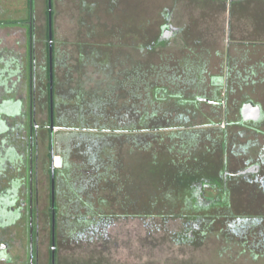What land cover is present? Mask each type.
I'll return each instance as SVG.
<instances>
[{"label": "flooded vegetation", "instance_id": "1", "mask_svg": "<svg viewBox=\"0 0 264 264\" xmlns=\"http://www.w3.org/2000/svg\"><path fill=\"white\" fill-rule=\"evenodd\" d=\"M184 1L173 0L172 7L178 10ZM188 1L203 7L216 4L223 8L228 4L235 7L231 15L221 21L229 23L228 37L241 40V56L244 57L249 48L259 50L260 46H264V41L259 42V39H264V15L253 19L255 24L249 30L248 22H241L246 12L241 10L239 13V9H248L251 3H257L256 8L262 7L260 3H264V0ZM119 2L28 0L30 18L28 31L23 33L22 39L28 36L26 48L29 61L24 60V50L21 48L20 54L11 59L10 64L8 61L7 65V68L14 66L16 69L12 72L7 68L3 70L8 74L5 84L10 82L19 91L29 89L30 96L24 98L19 93L16 99L0 101V264H126L115 258L120 253V247L119 241L113 239L114 222L120 215L113 214L108 219L103 215L105 210L115 209L122 211L124 218L139 216L149 221L146 223L148 232L145 239L135 240L137 249L128 251L131 261L127 264H209L212 255H195V251L212 242V235L219 239L222 252L239 250V254L247 252L249 256L227 257L220 253L210 264H235L238 260H244L240 262L244 264L249 259L264 263V106L246 101L248 98L242 93L245 87L264 86V59L261 57L260 63L251 66V70H239L235 67L237 63H230L228 55L224 79L215 74L207 81L200 69L196 71L198 79H195L192 73L197 68L194 67L196 60L193 64L177 63L173 65L175 70L169 72L168 66L163 64L160 81L150 82L147 77L128 79L127 75L135 73V66L132 68L127 62L122 64L125 65L123 68L105 62L108 58L102 60L101 57L122 54L126 45L122 42L126 41H130L129 46H135L131 48L137 52L135 54H163L178 35L185 33L195 38H201V35L195 28L199 21L192 19L196 25H189L188 28H184L185 23L178 26L182 19L177 17L175 20V11L169 7L161 8L160 15L156 17L160 20L156 24L149 15V19L144 17V22L138 26L135 19L139 15L141 0L131 2L130 13L133 16L130 13L128 16L121 15ZM68 3H73L79 12L81 29L77 33L78 40L86 39L82 44L81 40L74 44L76 51L80 50V60L70 67L66 64V43L57 40L60 8ZM143 4L147 5V0ZM42 6L46 8L44 24L43 19L37 17V9ZM153 9L150 8V12ZM99 11L104 16L100 17V22L91 25L93 15L99 14ZM207 17L213 20L212 15ZM38 24L43 28L38 29ZM219 29L223 30L222 27ZM186 30L190 32L186 33ZM247 39L254 42L247 43ZM40 43L44 48L42 60L46 61L45 67L40 66L42 71L38 78L37 51ZM90 54L94 59V71L100 73L94 75L98 79H77L75 73L86 70ZM95 58H99V61H95ZM218 65L215 66L218 68ZM25 68L28 69L26 72ZM259 69V74L251 73ZM59 70H63L62 79H59ZM219 71L222 68H218ZM186 72L190 73V78L184 76ZM101 73L108 79L102 80ZM234 93L240 95L241 100L245 99L241 105L238 104L239 107L231 104ZM57 95L58 98L62 97L63 102L59 100L56 119ZM137 98L138 101L150 100L149 105L153 107L156 104L161 106L160 119H166L167 124L170 118L184 124L201 115L209 119L221 116L227 129L223 131L212 123L206 125L209 129L205 130L201 128L203 126L198 129L175 127L179 131L176 134L177 138L180 137L178 142H181L184 134L193 140L191 145L181 142L180 146L185 151L187 146L197 149L192 152L194 157L189 159L190 162L175 165L177 174H169L170 178L164 176L161 182L163 189L164 186L173 185L170 189L142 190L150 188L151 177L136 185L132 179L120 178L116 174L117 165L111 168L102 159L96 161V157L90 158L92 155L86 160L89 167L86 165L77 170L79 173L73 172L68 156L70 140L66 142L64 133L55 136L54 130L67 128L72 130L70 134L75 135L79 132L92 135V132L99 130L119 132L133 128L136 131L144 125L141 123L143 119L149 121L160 115L157 110L150 112L149 108H146L145 115H138ZM170 98L173 102L169 108L167 102ZM165 102L167 107L163 111ZM249 102L261 109L256 121L246 120L242 114L243 106ZM186 106L192 107V110L185 112ZM202 107L209 110L204 112L205 115L201 112ZM76 110L78 116L74 120L72 115ZM68 119H72V124L79 121V127L64 125ZM100 122L110 123L111 127L100 129ZM161 125L166 126L165 123ZM212 126H215L214 130ZM231 126L240 131L236 135L230 134L228 129ZM161 129L164 131L166 128ZM216 131L222 132L220 141L214 139L213 133ZM255 138H261L262 142L257 143ZM240 140L244 143H239ZM221 144L223 148L217 150L215 146L221 147ZM43 146H48L45 154H41ZM200 147H205L213 161V154H217L219 165L210 164L208 169H203L204 166L197 159ZM253 149L254 156L248 155ZM42 165L47 166L46 177L40 176ZM124 183H128L132 190L120 189ZM136 186H139V191L135 190ZM61 208L64 210V223L60 222ZM69 211L72 215L79 214V218L72 223L68 222L72 217L66 219L71 215ZM171 221L180 223L178 231L167 234L162 240L153 239L158 232L170 233L164 228ZM166 245L189 248L191 254L170 251L168 256Z\"/></svg>", "mask_w": 264, "mask_h": 264}, {"label": "rangeland", "instance_id": "2", "mask_svg": "<svg viewBox=\"0 0 264 264\" xmlns=\"http://www.w3.org/2000/svg\"><path fill=\"white\" fill-rule=\"evenodd\" d=\"M132 1L133 0H120L119 8H120L121 15L123 14L124 16L129 15L131 8H132V3H131ZM144 1L145 0H141L142 4L139 5V15L135 19L138 22V26H141L140 23L144 22V17L149 19V15L152 16V20L154 21V24H156V22L160 20L159 18H156V17L160 15V12L162 11V9L165 7H169L170 10L175 11L174 12V15L176 16L175 20H177L178 18L182 19V22L177 23L178 26L182 23H185L186 21L188 22L193 21V20L199 21L195 28L197 29V32L200 31V35H201V38L199 36L200 46L201 45L203 46V44L207 46L206 44L210 41H208L209 39L206 37L209 35V38H211L210 34H212V51L211 50L209 51L207 47H203L200 50L199 48L188 50V48L183 47L182 43H178L175 40L166 49H164V52H162L163 54H155V53L153 54L152 52H148L146 54L140 55V54H135L137 52L131 49L132 47H135L134 45H131V46L128 45L130 41L122 42V43H126V45H124L125 47L122 51L123 52L122 54H117L111 57L102 56L101 58L102 60H105V58H108L105 62L115 63V64L122 66L123 68H125L124 67L125 65H122V64L123 63L127 64V62L130 61L129 59H131L132 64L131 65L127 64V65H130L132 68H134L135 66L136 71L135 73L133 72L127 75L126 78L128 79L134 80V79H139L140 77H147V80L150 82L160 81L161 79L160 75L162 71L160 68H163V64H166L168 66L167 72H169V71L175 70L173 68V65L177 63L185 64L186 62V63L193 64L194 60H196V64L194 67L197 66V68L196 70L193 71L192 76L194 75L195 79H198L196 71H199V69L202 71L203 78L207 81H209L211 79V76L215 74H219L218 76L224 79L226 65H227V62H229L228 55H230V63L231 62L237 63L235 64V67L236 69H239V70H241V68L251 70L253 69L251 66L258 65V63H260L259 61L261 60V57L262 59H264V48H263L264 46H260L259 50H256V48L254 49L249 48L248 53L245 54L244 56L245 58H244L243 56H241V50H243L241 49V44H240L242 43L240 42L241 40L239 39L237 40L230 36L228 37L229 23L225 20L224 21H221V20L225 18L227 19V17L231 15V11L235 10V7L233 8V6H231L230 4H228L226 8H223L222 6H219L218 4L212 7L213 20L211 23V19L207 17V15L210 16L211 9L209 8L204 9V10L200 9L199 11L197 8L193 7L195 5L191 1H188V0L187 1L185 0L183 2V6H179L178 10L172 7L173 0H147V5L143 4ZM260 4H262V7L260 8H256L257 3L255 4L251 3L248 9L247 8L239 9V13L241 10L246 12V13H243L245 19L243 18L241 22L242 21L244 23L248 22L249 30H252L255 24V23L253 24V19L256 20V18L264 15V3H260ZM153 7L154 9L150 12V8H153ZM123 10H124V13H123ZM37 11H38V14H37L38 19H43L42 23L43 24L46 23L44 20V16L46 12L45 6L38 7ZM235 12L238 13V10H236ZM60 14L61 15L59 19V24H57L58 26L57 40L59 43H66V47L68 48L66 64L70 67L74 64H77L78 63L77 60H80V53H79L80 50L78 49L76 51L74 44H76L80 40H81L80 43L82 44L83 41H85L86 39L79 38L78 40L79 34L77 33L81 29L80 28L81 25L79 22L80 19L78 17L79 12L77 11V8L73 5V3H68L67 6L61 7ZM130 15L133 16L132 13H130ZM101 16H104L101 11H99V14H94L93 20H92L93 24L91 25H95L96 22H100ZM193 16L194 17L196 16V17L191 18ZM199 17L201 18L200 20H203L202 22L196 19ZM202 17H204V19ZM29 18L30 16H29L28 0H0V59H3V57H5V55L7 56V54H10L9 56L10 58L12 59L15 58L17 54L18 55L20 54L19 51H21L20 50L21 48L24 51H26L25 54L27 53L26 46L28 45V36L25 37L26 39L24 38L25 40L22 38H23V33H26L28 31ZM39 25L40 24H38V29L43 28V27H39ZM130 25L132 26V24ZM219 27H222L223 30H220ZM189 32L190 31L186 30V33H189ZM263 41L264 39H259V42H263ZM245 42L253 43L254 41L253 39H247ZM138 43L139 42H137V44ZM40 46H41V43L39 44V48L37 51L38 78H40V71H42L40 70L41 69L40 66L43 65V67H45V61H46V60L45 61L42 60V49L44 48L43 46L41 47ZM181 47H183L184 49H182ZM90 49L92 50L94 48H90ZM89 57L90 58H88L87 60L89 62V65H87L88 67L86 68V70H84L83 72L75 73V77L77 79H84L85 81L98 79V77L95 78L94 75H98L100 73H97L94 71L95 70L93 68L94 66L92 67V63H93L92 61L94 59L91 57V54L89 55ZM190 57L192 59H190ZM26 58L28 59V57ZM95 61H99V58H95ZM217 64H219L218 68H222L221 72L220 71L218 72V68L215 66ZM4 66L5 65L2 66V69H4ZM126 68L130 69L128 68V66H126ZM260 68H262V66ZM8 69L10 70V72H12L14 69H16V67H8ZM260 72H261V69H259L258 71L255 70L251 73L256 75V74H259ZM174 73L178 74L177 72H174ZM58 76H59V79L63 78V70L58 71ZM101 76H102V80L108 79L107 76H105L103 73H101ZM184 76H186V78H190V73L186 72ZM199 77L201 79L200 75ZM9 85L10 87L8 88L10 92L17 91L16 96H15L17 98V95L22 91V89L19 91L18 90L19 88L14 89L11 84ZM229 85L231 86L232 83L229 82ZM234 88H236V86H234ZM239 91H240V88H239ZM242 93L246 94L248 98L246 101L256 102L264 106V86H260L258 88L256 87L246 88L245 87ZM22 97L26 98L25 96H22ZM61 99L62 97L58 98V95L57 97H55V103H56L55 117L56 119H57V112H58L57 105L59 104V100L63 102V100ZM170 99L171 100L167 102L169 108L172 107L170 104L173 102L172 98ZM244 100L245 99L241 100L240 95H237L234 93L231 104L237 105L239 107L238 104L240 103L241 105V102ZM164 105L166 106L163 108V111L167 107L166 102ZM26 107H28V104H26ZM147 108H149L150 112H156L157 110L160 114L159 117H161L162 107L158 106V104H156L155 107H153V105H148ZM185 108H186L185 112H187L188 110H192L191 109L192 107L190 108V106L189 107L186 106ZM198 111H200L199 108H198ZM206 111H209V110L207 108L202 107L201 112L204 113ZM205 114L206 113H204V115ZM144 115H142L141 117H143ZM212 115H213V109H212ZM76 116H78L77 110H76V113H73L72 118L76 120L77 119ZM141 117H138V118H141ZM40 121H43V119H40ZM63 121H64V117H63ZM70 121L73 122L72 119H68L65 122L66 124L64 125L66 126L71 125L74 128L79 127V121H77L74 124H72ZM132 121H134V118L132 119ZM229 121L230 122L232 121V117L229 118ZM211 123L212 125L216 124V127L219 129H222L223 131L227 129L226 128L227 126L225 124L226 122L223 121L221 116L212 117V119L211 118L209 119L207 117H203L202 115L198 119H195L193 121L192 120L186 121L184 124H182V122H180L179 124L177 120L170 118V122L168 124L167 122H165V125L166 124L167 125L164 126V128L166 129L164 131L163 130L159 131L157 136H154V137H151V134H149V132H146L145 129H141L142 128L141 127L140 130H143L144 132L139 131L138 133L146 134L147 137H146V140L144 141L145 144L143 142L141 144H138V146L134 145L127 139L126 140L124 139V137H128L129 135H134L137 133L136 131L133 130V128H131V131H128V130L124 131L123 129H121L119 132L99 130V132H92V135L88 134V135H91V137L89 138L84 137V136H87L86 132L84 133L79 132V134H76V135L70 134L72 130H68L67 128L60 129V130L59 129L54 130V134L56 136L59 133H64V135L67 138L66 142L68 143L70 140V146L68 147L69 148L68 156L70 160L69 159L68 160L70 161L71 165H73V168H72L73 172L79 173L77 172V170H80L86 165H87L86 167H89V164H87L86 162V160L88 159V156L92 155L90 158H93L94 155L96 154V161L102 159L104 160L105 165L110 166V167L112 165L113 166L117 165L118 168L116 169V174H119L120 178L121 177L127 178V180L132 179V181L136 182V185H138L141 180L145 178L148 179L149 177H151L150 188H146L142 190L161 191L164 189H170L173 186V185L171 186L169 185L168 187L164 186V189H163L161 182H163L164 176L170 178L169 174L173 172L176 173L178 171V170H175V165L177 163L181 164V162L183 163L185 161L190 162L189 159L194 157L193 156L194 154L192 152L196 151L197 149L196 147L187 146L188 148L186 147V151H185L184 150L185 148H182L180 146V143L182 142L185 145L187 144L191 145V143H193L192 137H189L187 134H184V136L180 140L181 142H178L180 137L177 138L176 136L174 137L171 136L173 133L179 132L178 130L175 129V127L184 126L185 129H194V128L198 129L199 127L203 126L201 128L205 130V128L209 129V127H206V125L209 126V124ZM109 127H111L110 123L100 122V125H99L100 129H107ZM214 128L215 126H212L213 130ZM235 128L236 127H233V126L229 127L228 129L229 133L236 135L240 130H237ZM198 132L202 134L200 131ZM220 133L222 132L216 131L215 133H213L215 140L220 141ZM140 136L144 137L145 135H140ZM254 140L257 143L262 142L261 138H255ZM110 143L113 145L111 146ZM239 143H244V142L240 140ZM47 147L48 146H46V148L44 146L42 147L43 150L41 151V154H45V152L47 153L48 151ZM215 147L217 148V150H220V148L221 149L223 148L222 144H221V147H219L218 145H216ZM258 147L262 149L261 145H258ZM91 148H94V149L92 150ZM204 148L205 147H202V148L200 147V154H199V157H197V159L201 161L200 165L202 167L204 166L203 169H208L210 164L218 166L219 165L218 155L213 154L214 159H215L213 161L210 158L209 154L206 153ZM237 148H239V146ZM95 149H98L100 151L94 152ZM187 150L189 153L187 152ZM92 153H95V154H92ZM250 154L254 156L255 150L253 149L251 153L249 152L248 155ZM46 168L47 166H43V165L40 166V176H43V177L47 176ZM212 174H214V172H212ZM143 181H142V184H143ZM125 188L130 191L132 190V187H130L128 183H124L120 185V189H125ZM135 190L139 191L140 190L139 186H136ZM103 195L104 194H98V196H103ZM63 205L64 204L61 201L60 206L62 208H63ZM62 208L60 210L61 211L60 222L64 223L63 222L64 210H62ZM244 209L245 208H243V210ZM69 214L71 215H69V217H66V219L69 220L70 217H72V220L68 221L70 223L76 221V219L79 218L78 217L79 214L72 215V212L70 211H69ZM113 214L120 215V218L114 222L116 225L114 227V232H113L114 238L113 239H117L119 241V247H120V253L115 258L118 261H122L127 264L131 261V256H128V251L130 252L131 250L134 251L135 249H137L136 248L137 243L135 240L139 238L145 239L146 237L145 235L148 232L147 224L149 223V221L144 220L143 218H139V216L124 218L125 214L118 209L105 210V213L103 215L105 216L106 219H108L107 217L110 218L111 215ZM88 218L90 219V216H88ZM179 228H180V223L178 221H171L168 223L167 227L164 228L166 230H169L170 233L158 232L156 235H153V239L162 240L164 239V236H167V234L171 235V232H177ZM215 239L216 238L212 235V240H211L212 242H208V244L206 243L202 248L196 249L195 255H205V256L212 255V260L209 261V264L212 263V261L214 262L213 258H215L216 255L218 256L220 253H224V256H227V257L238 256V255H242L244 257L249 256V253L247 252L239 254V250H229L226 252H222L223 250L221 248L223 246L219 245L218 243L219 239L218 240L216 239L217 241H215ZM166 247L168 249V256H169L170 251H174V253H178V254L181 253L182 251L183 253H187L188 255L191 254L190 253L191 249L186 248V247H176L172 245H166ZM112 250H113V254H115L114 247H112ZM131 255H133V252H131ZM241 261H244V260H240V262ZM240 262L238 260L235 264H242ZM244 264H264V263H262V261L255 262L249 259Z\"/></svg>", "mask_w": 264, "mask_h": 264}, {"label": "crops", "instance_id": "3", "mask_svg": "<svg viewBox=\"0 0 264 264\" xmlns=\"http://www.w3.org/2000/svg\"><path fill=\"white\" fill-rule=\"evenodd\" d=\"M202 5H195V6H193V7H195V8H197L199 11H200V9L201 10H204V9H207V8H209V9H211L210 11V15H212V5L211 6H206V7H201ZM207 15V14H206ZM202 22V21H201ZM211 23H212V20H211ZM189 25H193V26H195L196 24H195V22L194 21H186L185 22V24H184V28H188V26ZM183 34H185V33H182V34H180V35H178L177 36V38L176 39H174V40H176L178 43H182V45H183V47L184 48H188V50L189 49H195V48H199V50L201 49V48H203V47H207L208 49H209V51L211 50L212 51V34H210V37L211 38H209V35L206 37V38H208L209 40L208 41H210V42H208L206 45L207 46H205L204 44H203V46L201 45H199L200 43H199V38H195V37H193V36H188L187 34H185V35H183ZM202 42H203V40H202ZM183 47H181L182 49H184ZM25 52L26 51H24V57H25V61L26 62H28L29 61V53H28V51H27V53L25 54ZM18 55V54H17ZM10 56V54H7V56L5 55V57H3V59H0V101H2L3 99H5V100H8V99H16V93H17V91H9L8 89V86L10 87V85H9V83H6L5 84V80H6V77H7V75H6V73L5 72H3V70L4 69H6L7 68V65H8V61H9V64H10V62H11V59L12 58H10L9 57ZM23 55L21 54V57H22ZM26 57H28V59L26 58ZM3 65H5L4 66V69H2V66ZM12 67H14V66H12ZM6 70H8V68L6 69ZM28 69H26L25 68V72L27 71ZM27 75V74H26ZM14 80H16V77L14 78ZM27 80V85H28V79H26ZM29 86H27V88H28ZM16 92V93H15ZM20 94L22 95V96H25L26 98H28L30 95V93H29V91L28 90H26L25 91V89H23L21 92H20ZM12 96V97H11ZM19 96V94L17 95V97ZM11 97V98H10Z\"/></svg>", "mask_w": 264, "mask_h": 264}, {"label": "trees", "instance_id": "4", "mask_svg": "<svg viewBox=\"0 0 264 264\" xmlns=\"http://www.w3.org/2000/svg\"><path fill=\"white\" fill-rule=\"evenodd\" d=\"M128 62H129L130 65L132 64V61L131 60L128 61ZM138 100L139 99L137 98V101ZM149 103H150V100L147 101L146 99H142V100H140V101H138L136 103V108H137V111H138V115L139 114H145L146 108L149 105ZM163 119L162 118L160 119L159 116H155L154 118L149 119V121L143 119V121H141V123H143L144 125L141 126V123H140V126L142 128H145L146 132H149V134H151V137H154V136H157L158 132L162 130L161 128L164 127L161 124L162 123H165L166 122V119H164V120ZM141 127H139L136 130V132H137L136 134L129 135L128 137H124V139L125 140L127 139L128 141H130L131 143H133L136 146H138V144L143 143L146 140L147 135L146 134H139L138 133L139 131L144 132L143 130H140ZM176 134L177 133H173L171 136L174 137V136H176ZM140 135H145V136L144 137H141ZM84 137L89 138V137H91V135H87V136H84ZM138 140H139V142H138ZM140 140H141V142H140ZM144 144H145V142H144ZM110 145L112 146L113 144L110 143ZM98 151H100V150H98ZM94 157H96V154L94 155Z\"/></svg>", "mask_w": 264, "mask_h": 264}, {"label": "water", "instance_id": "5", "mask_svg": "<svg viewBox=\"0 0 264 264\" xmlns=\"http://www.w3.org/2000/svg\"><path fill=\"white\" fill-rule=\"evenodd\" d=\"M50 59L52 60V48L50 46ZM52 83V81H51ZM52 97V96H51ZM242 114L244 119L246 120H258L261 114V109L259 107L254 106L253 103H246L242 108Z\"/></svg>", "mask_w": 264, "mask_h": 264}]
</instances>
